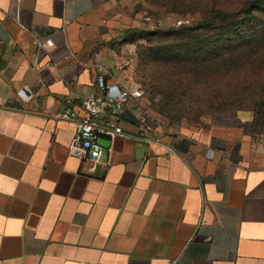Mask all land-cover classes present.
I'll return each instance as SVG.
<instances>
[{
  "label": "crops",
  "instance_id": "obj_1",
  "mask_svg": "<svg viewBox=\"0 0 264 264\" xmlns=\"http://www.w3.org/2000/svg\"><path fill=\"white\" fill-rule=\"evenodd\" d=\"M120 20L105 0H0V264H264V159L220 128L155 138L134 107L107 109L96 119L124 134L103 138L101 162L69 154L66 99L83 114L101 73L129 85Z\"/></svg>",
  "mask_w": 264,
  "mask_h": 264
},
{
  "label": "rangeland",
  "instance_id": "obj_2",
  "mask_svg": "<svg viewBox=\"0 0 264 264\" xmlns=\"http://www.w3.org/2000/svg\"><path fill=\"white\" fill-rule=\"evenodd\" d=\"M105 1L121 19L123 33L111 44L118 54L120 77L142 91L134 110L146 131L172 140L216 126L244 158L263 160L264 94L254 67L204 77L189 73L190 67L184 64L186 52L181 45L190 34L189 27L202 19L201 13L172 12L159 6L161 0ZM196 1L217 2L222 8L236 3ZM180 20L189 22L179 25ZM200 33L205 29L196 31ZM175 59L184 62L176 65Z\"/></svg>",
  "mask_w": 264,
  "mask_h": 264
},
{
  "label": "trees",
  "instance_id": "obj_3",
  "mask_svg": "<svg viewBox=\"0 0 264 264\" xmlns=\"http://www.w3.org/2000/svg\"><path fill=\"white\" fill-rule=\"evenodd\" d=\"M160 2V7L172 12L197 11L202 15L200 21L189 27L190 34L181 45V50L186 52L185 62L175 59L176 65L184 62L190 67L189 73L204 77L211 72L254 67V76L262 82L260 92L264 94V0H236L226 8L210 1L206 4L196 0ZM202 29L205 33L196 34Z\"/></svg>",
  "mask_w": 264,
  "mask_h": 264
},
{
  "label": "built area",
  "instance_id": "obj_4",
  "mask_svg": "<svg viewBox=\"0 0 264 264\" xmlns=\"http://www.w3.org/2000/svg\"><path fill=\"white\" fill-rule=\"evenodd\" d=\"M189 20H180L179 25L188 23ZM34 44L38 49L46 48L52 45L50 39H42L36 36ZM113 84L119 86L116 94L109 93ZM98 85L105 93L103 96L91 92L77 102L81 114L73 106L76 103L72 97L66 99V107L62 112L54 114L56 119L75 121L77 129L74 137L69 144V154L79 158H88L96 166L101 162L104 146L101 138H113L124 134L121 125L114 119L106 117L103 120H97L96 117L110 109L114 112H123L129 106L136 107V102L141 96L142 91L138 87L123 85L119 81L115 83L108 82L104 73L98 76ZM35 96L33 88L24 86L17 90V97L25 102L30 101ZM106 161L105 164H108Z\"/></svg>",
  "mask_w": 264,
  "mask_h": 264
},
{
  "label": "water",
  "instance_id": "obj_5",
  "mask_svg": "<svg viewBox=\"0 0 264 264\" xmlns=\"http://www.w3.org/2000/svg\"><path fill=\"white\" fill-rule=\"evenodd\" d=\"M102 140H100L101 141V143L103 144V145H105V140L106 139H103V138H101Z\"/></svg>",
  "mask_w": 264,
  "mask_h": 264
}]
</instances>
